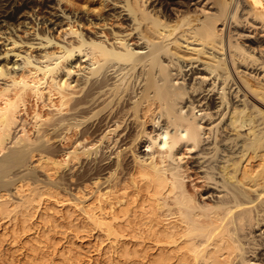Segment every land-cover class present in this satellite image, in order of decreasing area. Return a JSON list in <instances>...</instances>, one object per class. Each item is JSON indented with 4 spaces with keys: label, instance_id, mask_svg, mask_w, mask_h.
<instances>
[{
    "label": "bare ground",
    "instance_id": "obj_1",
    "mask_svg": "<svg viewBox=\"0 0 264 264\" xmlns=\"http://www.w3.org/2000/svg\"><path fill=\"white\" fill-rule=\"evenodd\" d=\"M61 179L96 187L60 214ZM0 217L23 264L91 230L102 264H264V0H0Z\"/></svg>",
    "mask_w": 264,
    "mask_h": 264
},
{
    "label": "rangeland",
    "instance_id": "obj_2",
    "mask_svg": "<svg viewBox=\"0 0 264 264\" xmlns=\"http://www.w3.org/2000/svg\"><path fill=\"white\" fill-rule=\"evenodd\" d=\"M40 10V9H39ZM40 25H42L41 23H39ZM40 27H44L43 25L42 26H39V29H40ZM55 27H56V25L54 26V28H52V30L51 31H54V29H55ZM85 28H86V25L84 26ZM87 28L88 29H90V26H87ZM42 29V28H41ZM61 32V31H60ZM53 34L55 35V39H56V36H57V32H53ZM61 38V37H60ZM56 40H58V39H56ZM61 41H62V39H60ZM55 44L54 45H51V44H48L46 47H48L49 49L51 48L52 50H55L54 48H55ZM53 47V48H52ZM19 50H20V48H19ZM10 53H12V52H9V54ZM9 54H8V57H9ZM45 117V116H44ZM33 120V119H32ZM31 120V121H32ZM31 125L32 124H29L28 125V127L30 128L31 127ZM32 128V127H31ZM32 133V132H31ZM143 148H145V147H142L141 146V150L143 149ZM141 155L143 154V152L142 153H140ZM36 158H37V156H35V157H32L31 159H30V161H29V163L26 165V166H24V167H20L19 169H17V168H15V169H13V174H11V173H9V175L8 176H11V178H12V176H16L15 174H14V172L15 173H17V175H18V173H19V175H18V177L20 176V178H21V183H24V188H26V191H24L23 193H26L28 190V188H30L31 186L33 187L34 185H39V186H41V185H43L44 184V181L45 180H48V178H47V174H46V172L45 171H43V169L41 168L40 169V167H38V166H36V163L38 162V161H36ZM89 159H90V156H89V158H88V160L87 161H85V164L84 165H87V164H90V163H93V160L91 161H89ZM38 160V159H37ZM90 162V163H89ZM74 164V168H72V169H69V170H67V168H68V165H73ZM66 167H62L61 169H60V171H62V169H65V170H67V172H69V173H72V171H73V173H74V170H75V172L76 171H78L79 169H77V168H80L81 166H80V163H78V162H73V163H69ZM27 167V168H26ZM38 167V168H37ZM82 168H80V170H81ZM15 170V171H14ZM17 170V171H16ZM19 170V171H18ZM29 170H31V172H33L34 173V177H32V175H30L29 174ZM22 172V173H21ZM28 172V173H27ZM30 172V173H31ZM24 174V176L25 177H28V178H24V176H21V175H23ZM30 176V177H29ZM23 177V178H22ZM9 179L10 180V178L9 177H5V179ZM13 178H16V177H13ZM12 178V179H13ZM36 178H38L39 180H38V182H35L34 180L36 179ZM6 179V180H7ZM33 182H32V181ZM44 180V181H43ZM69 180V179H68ZM24 181V182H23ZM26 181V182H25ZM28 181V182H27ZM61 181H63L64 182V180H60V182ZM70 182L69 183H71V182H73L74 181V178H72V180H69ZM63 182H61V188H60V191H61V193H60V198H59V200L61 201H59L60 203H61V205L59 204H56L57 205V208H58V210L59 209H61L62 208V210H60V211H58L60 214H62L65 210L63 209L64 207L63 206H65V205H67V207H65V209H67V210H69L70 208H71V210H74V211H77V206L75 207V205H74V203H76V202H81L83 199H85V198H88L89 196H91V191H92V189L94 190L95 189V187H96V185H94V184H91L90 182H88V184H87V186H83V187H81L80 189V191H79V193L77 194V190H74L75 192L73 193V189H72V187H74V185H72V187H71V189H68L67 190V192L64 190V189H62L63 188V186H64V184H63ZM26 183V184H25ZM28 183V184H27ZM36 183H38V184H36ZM21 185H23V184H21ZM94 186V187H93ZM92 187V189L90 190V188ZM83 189V190H82ZM62 190H64V191H62ZM16 191H15V187L12 185L11 186V184H9L8 186H7V188H6V193H7V196L8 197H10V198H12L13 200H18L19 199V195L17 194V193H15ZM71 194V195H69V193ZM63 194V195H62ZM64 195H68L67 197H64ZM62 196V197H61ZM70 196V197H69ZM74 198H73V197ZM78 196H80V199L78 200V199H76V197H78ZM70 199H69V198ZM62 198H64L63 200H62ZM66 198V199H65ZM63 201V202H62ZM65 201V202H64ZM61 206V207H60ZM69 206V207H68ZM72 206V207H71ZM73 207H74V209H73ZM51 211V210H50ZM52 212V211H51ZM9 224V225H8ZM8 226H10V222H9V220H8V218H1L0 217V233H2L3 231H5L6 229H8ZM98 233V231L97 230H91V231H88V232H84V231H82L81 233H80V236L81 237H79L78 239L76 238L75 240H76V243H78L80 246H82V248H83V250H85V252H86V254L84 253V256H85V259H86V261H85V259H84V256H83V258H81L80 259V261H75L74 263L73 262H69L70 264H102V262H100L101 260H104V258L107 256V253L111 250L112 251V248H111V246L113 247V245H114V243L112 244V240H113V238H111V236H110V238H103L104 239V241H103V239L102 240H100L99 239V237H98V235L99 234H97ZM97 234V235H96ZM111 241H110V240ZM100 240V241H99ZM122 240H127V237H122ZM101 241H103V242H101ZM1 243H0V264H23V248H21V242L19 243H16V242H12L10 239H8V238H6V239H4V240H2V241H0ZM62 242V241H61ZM111 242V243H110ZM110 247V248H109ZM107 249H108V251H107ZM110 249V250H109ZM105 253H106V255H105ZM87 257V258H86ZM90 257V258H89ZM83 261V262H82ZM69 263H67V264H69ZM60 264V263H59Z\"/></svg>",
    "mask_w": 264,
    "mask_h": 264
}]
</instances>
